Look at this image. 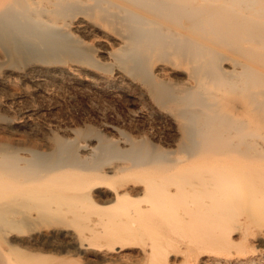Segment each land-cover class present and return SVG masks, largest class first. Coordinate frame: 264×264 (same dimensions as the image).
<instances>
[{"label": "bare ground", "instance_id": "bare-ground-1", "mask_svg": "<svg viewBox=\"0 0 264 264\" xmlns=\"http://www.w3.org/2000/svg\"><path fill=\"white\" fill-rule=\"evenodd\" d=\"M263 234L264 0H0V264H264Z\"/></svg>", "mask_w": 264, "mask_h": 264}, {"label": "rangeland", "instance_id": "rangeland-1", "mask_svg": "<svg viewBox=\"0 0 264 264\" xmlns=\"http://www.w3.org/2000/svg\"><path fill=\"white\" fill-rule=\"evenodd\" d=\"M262 237H264V234L262 235ZM259 247L258 245H253V249H252V254L257 257L261 254H264V248ZM261 251V252H260ZM133 254V255H132ZM135 253H131V254H127L125 253V255L123 256V258L117 262V264H148V261L146 260V258H144L143 256H138V255H134ZM63 258H65L66 260L69 261H80L83 264L86 263L85 259H83L82 257H77V255H75L74 253H71L69 255H62ZM143 257V258H142ZM133 258V259H132ZM170 264H180L179 262H173L171 261Z\"/></svg>", "mask_w": 264, "mask_h": 264}]
</instances>
